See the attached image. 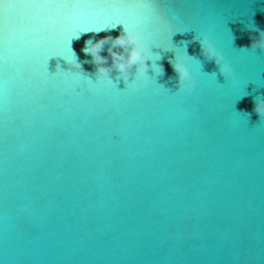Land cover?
Segmentation results:
<instances>
[{
    "label": "water",
    "instance_id": "95a60500",
    "mask_svg": "<svg viewBox=\"0 0 264 264\" xmlns=\"http://www.w3.org/2000/svg\"><path fill=\"white\" fill-rule=\"evenodd\" d=\"M159 2L179 28L169 49L189 56L191 92L175 84L173 52L162 46L168 26L149 23L150 9L142 26L163 74L150 69L135 92L101 82L94 95H74L82 78L59 72L52 91L28 78L24 61L3 65L0 264H264V118L253 110L264 50L250 46L247 28L264 30V0ZM122 29L71 40L89 79L86 42ZM201 33L230 59L237 83L188 42ZM109 45L101 55L111 63ZM52 46L72 55L58 36ZM58 66L63 57H50L48 71Z\"/></svg>",
    "mask_w": 264,
    "mask_h": 264
},
{
    "label": "snow or ice",
    "instance_id": "6c2138e0",
    "mask_svg": "<svg viewBox=\"0 0 264 264\" xmlns=\"http://www.w3.org/2000/svg\"><path fill=\"white\" fill-rule=\"evenodd\" d=\"M161 8L159 0H0V70L12 56L25 62L24 72L28 78L52 91L60 90L59 72L63 76L75 74L82 78L74 84V95H94L101 82L117 94L135 92L130 87L119 89L113 81L100 77L91 80L79 72H64L59 66L56 72L50 73V57L73 59L62 48L53 47L52 38H62L71 51V40L80 33L98 30L97 25L112 27L118 24L125 29L139 27L145 37L142 26L144 10L150 9L153 14L149 23L168 26V32L162 37V46L169 48L172 46L171 37L179 32V28L165 17Z\"/></svg>",
    "mask_w": 264,
    "mask_h": 264
},
{
    "label": "clouds",
    "instance_id": "9594fccd",
    "mask_svg": "<svg viewBox=\"0 0 264 264\" xmlns=\"http://www.w3.org/2000/svg\"><path fill=\"white\" fill-rule=\"evenodd\" d=\"M115 27L116 25L95 31ZM247 28L251 38L250 46L264 50V30H257L254 25H249ZM253 33H255L254 37ZM78 36L74 38H78ZM109 41L110 45L107 51L111 56V63L108 62V56L101 55L103 45ZM188 42H198L202 55L213 60L217 66V71L226 74L233 84L237 83L230 59L226 58L223 51L216 47L215 42L210 39L207 33L194 34ZM70 49L73 59L63 58L65 67L60 68V70L67 73H85L75 51L71 46ZM165 50L173 52L174 59L170 62L176 72L175 84L178 89L185 93L191 92L195 86V78L186 63L189 60L187 52H176L169 48H165ZM84 51L92 57L93 63L96 65L97 77L113 81L112 78L115 76L123 79L132 90H137L142 83L149 80L150 69H159L163 74L160 54L153 53L151 44L145 39L139 27L129 29L123 27L116 36L106 35L96 41L89 40L86 42ZM253 110L264 118V96L256 100Z\"/></svg>",
    "mask_w": 264,
    "mask_h": 264
}]
</instances>
